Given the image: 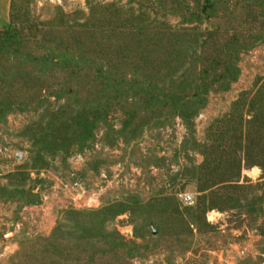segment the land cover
Wrapping results in <instances>:
<instances>
[{
	"label": "rangeland",
	"instance_id": "374dc122",
	"mask_svg": "<svg viewBox=\"0 0 264 264\" xmlns=\"http://www.w3.org/2000/svg\"><path fill=\"white\" fill-rule=\"evenodd\" d=\"M138 1L0 0V29L58 35L61 14L82 22L113 4L179 30L196 10ZM207 2L202 28L235 36L237 75L211 84L188 123L139 113L124 124L132 109L100 93L87 133L79 82L98 60L86 77L66 67L38 87L17 81L7 100L0 90V264H264V0Z\"/></svg>",
	"mask_w": 264,
	"mask_h": 264
},
{
	"label": "trees",
	"instance_id": "16d2710c",
	"mask_svg": "<svg viewBox=\"0 0 264 264\" xmlns=\"http://www.w3.org/2000/svg\"><path fill=\"white\" fill-rule=\"evenodd\" d=\"M193 1L195 13L186 18L184 11L179 30L150 18L146 12L134 14L133 11L117 9L113 4L91 7L82 22L61 14L62 30L58 35H55V29L48 28L44 31L46 37H40L35 25L24 32L9 23L0 29V71L15 70L14 73L21 74L22 79H10L5 74L1 77L0 90L7 91L4 100L12 95L9 89H13L17 81H22L23 85L35 82L38 87L45 83L47 73L66 67L68 76L79 73L74 77L80 74L86 77L93 71L91 62L98 60L100 66L93 71L91 78L79 82V90L86 96L82 106H88L79 112L83 117L81 127L87 133L95 124L90 118L93 109L102 104L98 98L100 93L111 94V100L103 104L135 109L125 111L128 116L124 124L139 113L143 118L155 114L159 119L178 117L190 122L203 108L208 87L226 79L228 86L237 75L232 62L237 54L235 36L230 34L218 42V31H204L202 17L211 5L207 0ZM138 2L158 9L170 5L187 11L191 8L184 0ZM227 4L224 2L226 11ZM246 5L251 6L248 2ZM103 63L117 66L109 74ZM123 66L130 68L127 73L119 71ZM68 82L63 85L69 86ZM96 99H99L98 103ZM218 136L219 133L215 135V141Z\"/></svg>",
	"mask_w": 264,
	"mask_h": 264
},
{
	"label": "water",
	"instance_id": "95a60500",
	"mask_svg": "<svg viewBox=\"0 0 264 264\" xmlns=\"http://www.w3.org/2000/svg\"><path fill=\"white\" fill-rule=\"evenodd\" d=\"M16 157H17L19 160H21V159H22V156H21V154H16Z\"/></svg>",
	"mask_w": 264,
	"mask_h": 264
},
{
	"label": "built area",
	"instance_id": "2783aa9c",
	"mask_svg": "<svg viewBox=\"0 0 264 264\" xmlns=\"http://www.w3.org/2000/svg\"><path fill=\"white\" fill-rule=\"evenodd\" d=\"M190 200H191V199H190V197H188V196L185 198V202H188V201H190Z\"/></svg>",
	"mask_w": 264,
	"mask_h": 264
}]
</instances>
